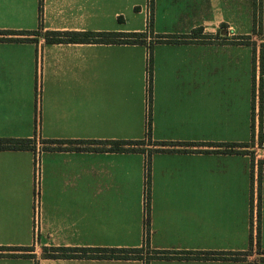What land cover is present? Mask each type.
Returning <instances> with one entry per match:
<instances>
[{"label": "crops", "instance_id": "1", "mask_svg": "<svg viewBox=\"0 0 264 264\" xmlns=\"http://www.w3.org/2000/svg\"><path fill=\"white\" fill-rule=\"evenodd\" d=\"M119 1L145 17L137 8L147 0ZM33 2L35 13L21 14V23L0 24V31L40 32L31 41H0V139L38 144L35 152L0 151V247L13 248L0 264H145L50 259L47 250L142 248L148 229L152 252L173 253L149 264H264V156L255 162L249 153L264 131V120L257 125L254 118L260 50L237 38L257 17L260 26V0H153L154 34L179 39L152 46L150 40L49 44L47 32L136 33L148 24L144 18L141 27L126 25L122 9L115 14L122 27L107 30L104 0ZM222 27L236 38L187 40L196 30L215 36ZM150 51L152 145L146 139ZM43 140H146L147 149L50 152ZM163 142L202 145L151 155L147 229L148 151ZM258 232L259 247L251 249Z\"/></svg>", "mask_w": 264, "mask_h": 264}, {"label": "trees", "instance_id": "2", "mask_svg": "<svg viewBox=\"0 0 264 264\" xmlns=\"http://www.w3.org/2000/svg\"><path fill=\"white\" fill-rule=\"evenodd\" d=\"M39 12H42L41 5L39 8ZM256 15L258 16V9L256 11ZM256 26V24H255ZM194 35H199V37H193ZM13 36H21L20 41H31V38L28 37H36L40 36V32H15V31H0V41H12ZM192 39H198V41H207L213 39V36H205L203 35V29H199L194 32ZM135 38V40L131 41L129 38ZM45 38L49 44H104V45H120V44H132V45H144L145 39L147 38L145 33H77V32H47L45 33ZM156 44H164V43H176L179 38L165 35H158ZM34 39V38H33ZM243 39L244 43L248 41L247 39ZM149 69H152V52L149 53ZM151 73V72H150ZM262 88V87H261ZM149 90H152V82L149 80ZM151 96V94H150ZM261 140H264V136L261 135ZM147 140L149 145H152L151 141V120L149 121V131L147 133ZM43 144L49 145L44 149V151H86V152H113V153H122V152H145L144 149L138 148L145 146L146 140L134 141V142H124V141H107V142H99V141H82V142H73V141H47L43 140ZM60 145H103L105 148H62L58 147ZM155 147H158L154 150H149V159L147 161V172H146V206H147V229L149 227V209H150V195H151V186H150V166H151V155L157 152H166L173 151L166 149V147L171 146H194L202 144H193V143H154ZM125 146H133L134 148L126 149ZM229 147H234L229 146ZM0 151H36L35 140L33 139H21V140H13V139H0ZM149 229L147 233V239L144 247L136 248V249H73V248H51L47 250L49 252L47 257L50 259H99V260H140L144 261L145 264H149L152 260L161 259V260H169L173 259L171 256L173 253L166 251H154L152 252L149 245ZM256 242L254 241L253 236L251 237V249L254 245L259 247V232L256 237ZM21 252H31V248L21 247ZM13 251V248L9 247H0V258L6 256H13L11 254H7L8 252ZM148 255L145 257V255ZM29 257L33 258L32 254H21V258ZM235 259H239L235 257Z\"/></svg>", "mask_w": 264, "mask_h": 264}, {"label": "rangeland", "instance_id": "3", "mask_svg": "<svg viewBox=\"0 0 264 264\" xmlns=\"http://www.w3.org/2000/svg\"><path fill=\"white\" fill-rule=\"evenodd\" d=\"M95 1L97 0H91V6L93 5V2ZM260 2H261V24L260 26L258 25L259 21L257 17L255 21L256 26H254V24H249L248 29L244 30L247 36L237 37L240 39L247 38L251 42L250 43L251 46L252 45L255 46L257 44L256 46H258L259 48L258 47L257 48L260 50V54L258 55L255 54V58H257L258 56V62L260 59V63H258L257 65V67H259L258 71L262 73L259 84L254 85V91H255L254 94H256V97L258 99H257V104H256L257 106L256 115L255 117L254 116L253 117L255 118V122L257 120L256 122L257 125L260 124V121L264 120V76H263L264 75V71H263V68H264V0H260ZM152 3H153V0H147V3L143 7L140 6L139 8H137V11L139 12L143 10L145 11L144 13L145 17H143L142 15L136 16L134 11H132L130 7L126 8L125 6H123V3H121L119 0H104L105 14H104V22H103L104 26L103 27H105L107 30H116V28L121 26V24L118 21L119 16H122V19L125 20L124 23L126 25L128 26L132 25V27H134L133 25H136L138 27H141V25L144 24V18H146V23L148 24L147 30L143 32H136V33H145L147 36V38L145 39V43H147V41L150 40L151 46H152L156 44L157 42L156 37L158 36V35H155L153 30L151 29ZM21 6H22L21 0H0V24H11L14 21H20L21 23V14H23V16H30L32 13L33 14L35 13L33 0L32 1L26 0V6H24L23 9H21ZM122 9L125 11H123L122 14L116 17L115 14L117 13V11L119 12ZM257 9L259 10V6H257ZM25 20L28 21L29 18H25ZM194 32H192V35L194 34ZM101 33H113V32H101ZM119 33H123V32H119ZM126 34H132V33H126ZM203 35H204V32H203ZM205 36H208V35H205ZM210 36H213V39L208 40V41L215 40L217 42H222V43L228 42L230 39L236 38V37H231L229 35V31H227L224 27H222L215 36L214 35H210ZM44 37H45V34H44ZM193 37H199V35H194ZM129 40L134 41L135 38L130 37ZM187 40H193L192 36H188ZM258 42L260 43L258 44ZM255 50H256V47H255ZM149 67H150V63H149V58H148L147 72H146V85H147L146 87H147V92H148L147 93L148 116H147V123H146L147 133L149 131V121L151 120V112H150L151 96L150 94L152 95V90H149V80L152 82V69H149ZM258 88L259 90H257ZM261 135L264 136L263 129H261L260 132L258 131L257 137H255L249 144L250 157L251 159H253V161L255 160V162L262 160L264 156V140L263 141L261 140L260 138ZM37 145L38 144L35 143L36 147ZM42 145H43L42 146L43 150L47 147H50L49 145L47 146L46 144H43V143ZM146 145L147 143H145V146ZM145 146L138 147V148L147 149L145 148ZM58 147H62V146H58ZM72 148H77V147H72ZM36 170H37V165H36ZM36 187H38L37 184H36ZM256 223H257V219L255 222V228H256ZM256 237H257V233H256V236H254V238L256 239ZM254 241L256 242V240Z\"/></svg>", "mask_w": 264, "mask_h": 264}, {"label": "built area", "instance_id": "4", "mask_svg": "<svg viewBox=\"0 0 264 264\" xmlns=\"http://www.w3.org/2000/svg\"><path fill=\"white\" fill-rule=\"evenodd\" d=\"M39 178H40V167L39 162L37 163V170H36V184L39 186Z\"/></svg>", "mask_w": 264, "mask_h": 264}]
</instances>
